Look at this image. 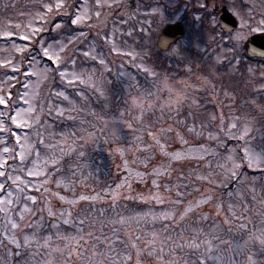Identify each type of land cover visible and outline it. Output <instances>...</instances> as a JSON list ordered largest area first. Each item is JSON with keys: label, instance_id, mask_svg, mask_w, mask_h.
I'll return each mask as SVG.
<instances>
[{"label": "rangeland", "instance_id": "obj_1", "mask_svg": "<svg viewBox=\"0 0 264 264\" xmlns=\"http://www.w3.org/2000/svg\"><path fill=\"white\" fill-rule=\"evenodd\" d=\"M201 2L0 0V264H264V166L246 159L264 151V64L244 49L264 0H209L236 4L238 43ZM161 15L185 24L176 51Z\"/></svg>", "mask_w": 264, "mask_h": 264}, {"label": "snow or ice", "instance_id": "obj_2", "mask_svg": "<svg viewBox=\"0 0 264 264\" xmlns=\"http://www.w3.org/2000/svg\"><path fill=\"white\" fill-rule=\"evenodd\" d=\"M100 0H97V3L99 4ZM62 0H57V3L55 4V7L56 8H62ZM243 5H241L242 7ZM45 8H47L49 10V12L51 11V9L53 8V5L51 4H45L44 5ZM209 7H211V11H209ZM217 5L215 3H212L211 5H209V0H202V2L200 3V8L204 10V15L205 17H207L212 23H216V20H215V9H216ZM232 9L234 10L233 11V15H239V9H237V6L235 3L232 4ZM47 14H44V16L42 18H46ZM96 16L99 17L100 16V12L97 11L96 12ZM82 17L81 15H75V17L71 20V23L73 25L77 24L79 21H81ZM197 20L201 19V17L199 16V14L197 15V17L195 18ZM169 21V22H172V23H178V20L175 19L174 17L172 16H169V17H164L163 15H161V20L160 22L161 23H165V21ZM246 22L243 20V18L241 17V29L238 30V31H235L233 35H228V34H225L224 35V39L232 42V41H235V42H239L241 39H243V35H242V30H243V26ZM262 25H264V20H262L260 22ZM57 28L60 27L59 24L56 25ZM234 28V27H233ZM261 31H264V29H260ZM228 32L232 31V28H229L227 29ZM5 36H11L12 33L11 32H5L4 33ZM36 35V32L33 31L31 33H29L28 35H24L22 37V39H24L25 41H30L34 38V36ZM107 38V37H106ZM162 39H163V34H162ZM164 43H165V46L168 47L170 45H175L176 47L173 48V51H176L178 50V48L180 47V40L173 37L171 40H168V39H164ZM59 46H57L58 48ZM233 47H235V44H233ZM41 49H42V56L47 58V60L50 62V65L52 64H58L60 61H61V56L58 54V52L56 50L53 49V46L51 44H48V43H42L41 44ZM21 49H18V51H20ZM131 55V54H129ZM3 63H9L8 61H4ZM101 63H103V61H101ZM30 68L31 66H29V71H30ZM19 69L16 68L14 69V71H18ZM148 75H151V76H155L156 73L145 68L143 69ZM53 71H61V75H64V71L66 70H60V69H57V68H53ZM73 76L77 79H79V77H76L75 76V73H73ZM62 94V93H61ZM11 96V92L7 93V96H0V105H7L9 103V99L8 97ZM11 120H12V123L14 124H18V119H17V116L14 115L11 117ZM2 125H0V129H2ZM233 127H235V125H233ZM119 151V149H118ZM5 152H7V149H5ZM246 159L248 161V164L247 166L248 167H253V166H256V167H260V166H264V151H262L261 153L259 154H256V153H252L250 151H248L246 149ZM234 167H238L237 165H234ZM5 173L4 172H0V175H4ZM35 173H33L31 170H29L28 172V175H34ZM232 175H235V173L233 172ZM17 179H19V177H17ZM155 183V181H154ZM119 187V186H118ZM4 186L3 185H0V190H3ZM16 188L19 189L20 188V185L17 184L16 185ZM115 195V193L113 194ZM61 201H64L66 199L65 196H60L59 197ZM97 197L95 196H78L76 197L74 200H71L69 201L70 204H75L78 200H89V199H96ZM28 199H30L31 201L35 202L37 197L36 196H30L28 197ZM0 202H5L7 205H11L13 204V201L11 199H5L4 196H0ZM24 209H28V205L27 203H25L24 205ZM21 210V212H23V210ZM0 211H4L5 213H7L8 209L7 207H3V208H0ZM68 216H71V212H68L67 213ZM33 215H35V213H33ZM56 213H54L51 209H49L48 211V216L52 217V216H55ZM183 215V214H181ZM59 216L61 217V219L63 220V223L64 224H68L70 221L69 219H66L64 218L65 216V210H61V212L59 213ZM20 219L21 221L24 219L23 215L20 216ZM81 224H83V220L80 221ZM52 227H57V223H53L51 225ZM18 227L17 223L15 222H11V228L12 229H16ZM9 239H10V242L15 245L16 249H20L22 247H25V246H29L30 245V241H33V240H36V234L33 233L31 236H24L23 238V241L21 242L20 240H18L14 235H10L9 236ZM45 244H47V239H45L44 241ZM107 243L111 244V240H107ZM37 246H39V242L37 241ZM109 251H111V249L109 248L108 249ZM17 255L20 256L21 258H23L24 256V253H20V252H17ZM69 256L72 255L71 251L68 253ZM95 255V254H93ZM101 256H103V253H100ZM250 259V258H249ZM96 264H101V261L97 260L96 261ZM104 264H106V261H104Z\"/></svg>", "mask_w": 264, "mask_h": 264}, {"label": "water", "instance_id": "obj_3", "mask_svg": "<svg viewBox=\"0 0 264 264\" xmlns=\"http://www.w3.org/2000/svg\"><path fill=\"white\" fill-rule=\"evenodd\" d=\"M223 13L221 15V22L223 27L226 29L232 28L235 29L237 27V21L235 17L229 12L226 7L222 9ZM234 27V28H233ZM185 33V28L182 22L178 21V23H170L164 27L159 38L158 45L163 50H168L170 46L166 47L164 43V39L171 40L173 37L179 39ZM163 34V39H162ZM247 47L251 54H259L264 56V33L253 35L247 43Z\"/></svg>", "mask_w": 264, "mask_h": 264}, {"label": "flooded vegetation", "instance_id": "obj_4", "mask_svg": "<svg viewBox=\"0 0 264 264\" xmlns=\"http://www.w3.org/2000/svg\"><path fill=\"white\" fill-rule=\"evenodd\" d=\"M216 11H219V9L217 8ZM254 59H257V60L264 62V58H261V57H255ZM256 63L260 64V62H256Z\"/></svg>", "mask_w": 264, "mask_h": 264}, {"label": "trees", "instance_id": "obj_5", "mask_svg": "<svg viewBox=\"0 0 264 264\" xmlns=\"http://www.w3.org/2000/svg\"><path fill=\"white\" fill-rule=\"evenodd\" d=\"M125 172H127V171H124L125 176H126L127 178H130V177L128 176V174L125 173ZM118 182H119V179H118L117 182H115V183H118ZM115 183H113V186H115Z\"/></svg>", "mask_w": 264, "mask_h": 264}]
</instances>
